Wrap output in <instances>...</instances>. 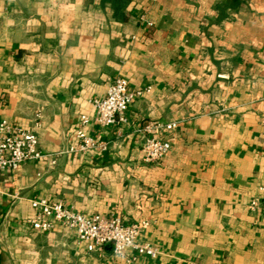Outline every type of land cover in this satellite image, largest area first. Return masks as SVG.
<instances>
[{
	"label": "crops",
	"instance_id": "obj_1",
	"mask_svg": "<svg viewBox=\"0 0 264 264\" xmlns=\"http://www.w3.org/2000/svg\"><path fill=\"white\" fill-rule=\"evenodd\" d=\"M119 76L151 89L102 126L91 102ZM83 113L106 148L66 153ZM1 119L57 161L0 173V264H264V0H0ZM151 136L172 143L157 163ZM34 199L147 221L157 255L34 229Z\"/></svg>",
	"mask_w": 264,
	"mask_h": 264
},
{
	"label": "built area",
	"instance_id": "obj_2",
	"mask_svg": "<svg viewBox=\"0 0 264 264\" xmlns=\"http://www.w3.org/2000/svg\"><path fill=\"white\" fill-rule=\"evenodd\" d=\"M146 89L131 90L126 77L119 76L111 81L105 95L95 98L91 104L96 111V119L102 126L125 120V113L131 102L143 94ZM91 118L83 113L75 126L73 135L76 144L68 146L65 150L69 154H80L91 149L106 148V144L96 140L89 133ZM177 123L165 125L167 130L175 129ZM159 124L150 122L144 131L155 133ZM39 139L36 133L21 126L13 125L7 119L0 120V173L8 168H18L29 160L50 159L52 165L56 158L44 154L39 149ZM172 148V143L156 136L148 137L143 144L144 160L157 163L165 158ZM35 215L29 219L34 229L49 231L56 224H61L74 230L80 242L88 243V249L94 250L103 245H111L113 255L130 259L132 250L140 256L154 257L157 249L151 243L140 240L142 229L149 223H125L119 217H108L99 214L86 215L66 207L62 202H50L47 199H34L31 202Z\"/></svg>",
	"mask_w": 264,
	"mask_h": 264
}]
</instances>
